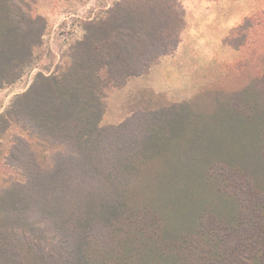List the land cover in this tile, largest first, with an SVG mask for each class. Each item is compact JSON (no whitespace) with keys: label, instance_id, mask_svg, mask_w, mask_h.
Returning <instances> with one entry per match:
<instances>
[{"label":"trees","instance_id":"1","mask_svg":"<svg viewBox=\"0 0 264 264\" xmlns=\"http://www.w3.org/2000/svg\"><path fill=\"white\" fill-rule=\"evenodd\" d=\"M38 0H0V90L33 65ZM0 113V264H264V74L141 103L103 125V85L174 55L182 0H117Z\"/></svg>","mask_w":264,"mask_h":264},{"label":"rangeland","instance_id":"2","mask_svg":"<svg viewBox=\"0 0 264 264\" xmlns=\"http://www.w3.org/2000/svg\"><path fill=\"white\" fill-rule=\"evenodd\" d=\"M115 1L38 0L37 11L48 22L42 46L23 76L0 90V113L31 85L39 72L50 74L65 60L63 54L70 44L84 36L83 20L102 14ZM182 2L185 19L186 8L191 9L189 12L201 9L203 18L194 20L199 12L191 14L194 26H189V32L188 27L183 30L185 41L179 53L160 58L147 73L130 76L120 86L114 84L108 67L99 70L106 106L103 125L120 123L143 102H181L204 88L223 85L232 90L264 74V0ZM195 29L202 36L194 37ZM8 139L0 145V186L9 179L22 178L19 169L5 163Z\"/></svg>","mask_w":264,"mask_h":264},{"label":"crops","instance_id":"3","mask_svg":"<svg viewBox=\"0 0 264 264\" xmlns=\"http://www.w3.org/2000/svg\"><path fill=\"white\" fill-rule=\"evenodd\" d=\"M188 10V11H187ZM189 10H191L190 8L189 9H187L186 8V22H187V25H186V28H185V30L187 29V27H188V32L190 31V29H189V26L190 27H192V26H194L193 25V20H192V18L190 17L191 16V14H198L197 12H199V17H197V16H195V19L194 20H202V18H203V14H202V10L201 9H198V8H196V9H194L193 11L194 12H189ZM210 20V18L207 20V21H209ZM197 25V24H196ZM198 29V28H197ZM197 29H195V30H197ZM185 30H184V32H185ZM184 32H183V35H184ZM202 34L203 33H201L199 30H197L196 32H194V37H196V38H198L199 36H202ZM183 35H182V41H181V43H180V45H179V48H178V50H177V52L179 53L182 49H183V46H184V41H185V36L183 37ZM205 35H207V33L205 34ZM176 52V53H177ZM166 57H168V56H166ZM163 58H165V57H163ZM162 59V58H161ZM151 69V68H150ZM153 69V68H152Z\"/></svg>","mask_w":264,"mask_h":264}]
</instances>
